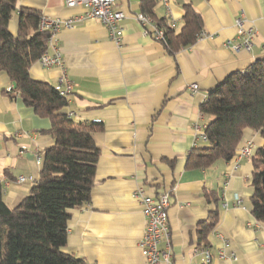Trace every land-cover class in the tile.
Masks as SVG:
<instances>
[{
	"label": "crops",
	"instance_id": "1",
	"mask_svg": "<svg viewBox=\"0 0 264 264\" xmlns=\"http://www.w3.org/2000/svg\"><path fill=\"white\" fill-rule=\"evenodd\" d=\"M184 4L201 14L202 31L192 45L170 53L162 41L143 33L135 17L142 13L140 0H115L124 14L118 45L82 6L69 8L63 0L16 2L8 24L12 35L20 7L74 20L58 31L54 44L71 86L63 112H72L74 121L99 119L101 129L93 133L99 157L90 201L70 209L63 251L87 264H147L138 246L145 227L133 197L138 188L153 196L169 191V256L159 264H264V223L251 214V157L185 168L191 149L207 146L196 129L211 120L199 110L209 90L264 56V0H157L153 19L178 32ZM240 14L255 35L249 52L236 53L226 42L236 35ZM60 73L37 61L29 68L33 80L52 86ZM12 87L0 71V181L10 208L28 194L44 151L54 143L47 132L50 120L20 96L10 97ZM262 144L259 131L245 128L236 151L245 145L255 151ZM20 176L26 179L20 182ZM211 210H217L218 220L203 247L197 228L210 221ZM165 247V241L159 243Z\"/></svg>",
	"mask_w": 264,
	"mask_h": 264
},
{
	"label": "trees",
	"instance_id": "2",
	"mask_svg": "<svg viewBox=\"0 0 264 264\" xmlns=\"http://www.w3.org/2000/svg\"><path fill=\"white\" fill-rule=\"evenodd\" d=\"M156 1L140 0L141 12L154 18ZM16 2L0 0V71L15 84L8 92L10 97L20 96L35 114L50 120L47 132L54 143L44 151L38 179L15 207L7 205L0 181V264H87L63 248L70 209L90 201L99 157L93 133L101 125L74 121L63 112L67 96L29 76L31 65L48 50L49 33L39 29V10L20 7L17 33L12 35L8 24ZM156 21L164 29L161 41L170 53L192 45L203 27L201 14L191 4L183 5L178 32L167 27L163 19ZM199 110L211 117L204 129L207 146L191 149L185 163L187 169L206 168L217 160L232 159L243 129L259 131L263 144L251 156L250 201L252 216L264 223V56L211 88ZM217 220V210H211L210 221L199 224L197 236L203 247Z\"/></svg>",
	"mask_w": 264,
	"mask_h": 264
},
{
	"label": "built area",
	"instance_id": "3",
	"mask_svg": "<svg viewBox=\"0 0 264 264\" xmlns=\"http://www.w3.org/2000/svg\"><path fill=\"white\" fill-rule=\"evenodd\" d=\"M63 3L71 8L82 6L86 10V16L96 18L107 29L109 38L117 45L120 43L122 36L121 20L124 14L121 10L114 7L115 0H63ZM136 20L142 27L143 33L150 35L154 40L161 41L164 36V29L160 27L156 21L149 15L138 13ZM242 14L235 19L236 35L227 40L226 45L233 52L250 51L252 46L255 29L252 25L244 26ZM74 20L68 18L63 19L60 17H46L40 19L39 29L48 31V48L52 49L51 52H44L37 62L41 67L60 68V75L57 78V84L54 88L61 94L66 95L70 91V83L65 74V67L61 52L55 46L56 35L62 27H70ZM194 90L197 84H191ZM72 112H68L67 116H71ZM100 122L99 119L93 120ZM206 127V126H205ZM204 128H197V136L203 141L207 142ZM252 149L249 145L240 147L235 154V158L239 156L251 157ZM237 165L234 166L236 168ZM26 178L20 176L18 181L22 182ZM133 197L138 201L141 207L142 214L145 219V227L143 234L139 240L138 246L142 256L145 258L147 264H159L160 260H168L169 256V228H168V213L169 206V191H163L157 195H148L142 189H136L133 192ZM165 241L166 247L159 248V243ZM210 257L206 252V261L209 262Z\"/></svg>",
	"mask_w": 264,
	"mask_h": 264
},
{
	"label": "water",
	"instance_id": "4",
	"mask_svg": "<svg viewBox=\"0 0 264 264\" xmlns=\"http://www.w3.org/2000/svg\"><path fill=\"white\" fill-rule=\"evenodd\" d=\"M13 87H15V84L13 83Z\"/></svg>",
	"mask_w": 264,
	"mask_h": 264
}]
</instances>
